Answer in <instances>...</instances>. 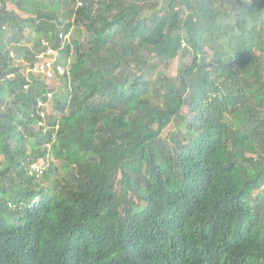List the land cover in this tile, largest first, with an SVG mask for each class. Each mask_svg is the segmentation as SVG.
Wrapping results in <instances>:
<instances>
[{
    "label": "trees",
    "instance_id": "16d2710c",
    "mask_svg": "<svg viewBox=\"0 0 264 264\" xmlns=\"http://www.w3.org/2000/svg\"><path fill=\"white\" fill-rule=\"evenodd\" d=\"M263 66L264 0H0V264H264Z\"/></svg>",
    "mask_w": 264,
    "mask_h": 264
},
{
    "label": "built area",
    "instance_id": "2783aa9c",
    "mask_svg": "<svg viewBox=\"0 0 264 264\" xmlns=\"http://www.w3.org/2000/svg\"><path fill=\"white\" fill-rule=\"evenodd\" d=\"M82 1H79V5H82ZM63 41V44L60 48H56L52 45L51 41L48 38H42L41 39V49L37 54V58L40 61V64L35 66L32 71L39 73L43 75L45 78H53L55 76L56 69L60 72H64V68L57 64V61L60 57L61 49L63 48L65 43H69V35H63L61 34ZM10 75H8L9 77ZM46 96L49 99L48 103H45L42 99L38 100V105L40 107H45L47 104L51 102V99H53V93L47 92ZM40 116L43 118L38 122L39 126L43 127L45 130L47 128L46 118H47V111L41 110L39 112ZM45 165L41 162H35L32 164L30 173H35L36 175H41L44 172Z\"/></svg>",
    "mask_w": 264,
    "mask_h": 264
},
{
    "label": "rangeland",
    "instance_id": "374dc122",
    "mask_svg": "<svg viewBox=\"0 0 264 264\" xmlns=\"http://www.w3.org/2000/svg\"><path fill=\"white\" fill-rule=\"evenodd\" d=\"M78 34H80V33H78ZM75 38H78V39H81V37L80 36H78L77 34H72V37L71 36H69V39L70 40H73V39H75ZM34 40H35V36L33 35V36H31V35H29V37H28V41H29V45H32L33 43H34ZM72 59V56L70 57V59L69 60H71ZM263 69H264V66H263ZM186 110V109H185ZM50 112H53V110L52 109H50ZM174 129V127L173 126H171V127H169L165 132H164V134H168V133H170L172 130ZM40 162H44V160L42 159V160H39ZM47 164H45V166H46ZM59 165H60V163H59ZM64 175V171H63V169H61L60 168V170H59V172L58 173H56L55 174V177H62ZM54 176V175H53Z\"/></svg>",
    "mask_w": 264,
    "mask_h": 264
},
{
    "label": "clouds",
    "instance_id": "9594fccd",
    "mask_svg": "<svg viewBox=\"0 0 264 264\" xmlns=\"http://www.w3.org/2000/svg\"><path fill=\"white\" fill-rule=\"evenodd\" d=\"M48 39H49V38H48ZM49 40H50V39H49ZM50 41H51V40H50ZM51 43H52V42H51ZM52 45H53V44H52ZM61 46H62V45H61ZM61 46H60V47H61ZM54 47H55V46H54ZM60 47H58V48H60ZM56 48H57V47H56ZM60 57H61V52H60ZM60 57H59V59H60ZM59 59H58V60H59ZM50 103H51V102H50ZM46 123H47V118H46ZM38 162H40V161H38ZM41 163H42V162H41ZM43 164L45 165V162H44ZM45 169H46V166H45ZM45 169H44V170H45ZM43 173H44V172H43ZM43 173H42V174H43ZM42 174H41V175H42ZM39 176H40V175H39Z\"/></svg>",
    "mask_w": 264,
    "mask_h": 264
}]
</instances>
